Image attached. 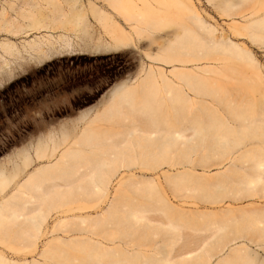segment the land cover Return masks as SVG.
Masks as SVG:
<instances>
[{
  "label": "bare ground",
  "instance_id": "6f19581e",
  "mask_svg": "<svg viewBox=\"0 0 264 264\" xmlns=\"http://www.w3.org/2000/svg\"><path fill=\"white\" fill-rule=\"evenodd\" d=\"M73 2L75 4L74 0ZM176 2L182 6L193 25L192 29L185 31L194 34L197 45L202 49L188 48L184 52L176 51L171 45L181 40L183 33L179 30L169 31L166 34L168 39L164 43H160L159 39L163 36L141 34L148 30L139 26L134 21L135 17L127 16V18L125 16L123 17L124 23L120 24L115 17H109L100 12L108 21V24L103 27L109 32L111 39L109 41L100 39L99 43L92 46L95 51H121L129 47H137V43L142 44L141 39H144L147 41L144 44L147 60L154 64H143L132 81H123L117 84L111 93L101 100L96 109L87 111L81 116L82 120L87 119V125L92 124L94 120L102 116L96 115L97 118L94 116L89 119L91 114L104 109L108 113L107 118H115L112 120V124L115 125L113 128L119 126L123 128L122 131L115 134L113 131L112 134L110 133L111 135L105 134L107 135V137L104 136L105 139L101 138L103 135L100 138L97 137L100 132L96 135L97 131L90 130L88 127H84L80 132L65 128L61 131V136H51L48 140H38L34 145L25 146L18 154L19 161L9 159L0 164V242L8 239L19 242L21 247L18 251L27 255L35 252L39 239L46 236H49L50 239L47 244H44L45 246H42L43 249L38 251V256L42 260L35 258L34 261L28 262L22 258L15 261L0 250V264H48V261L52 262L53 259H57L56 262H58L59 257L67 255L68 248L69 251L74 248V251L83 253L84 259L88 261L105 260L106 263L102 264H131L138 257L145 258L142 264H208L210 258L214 257L216 253L223 252L233 244L240 246L227 249V252H223V258L213 264H261V259H258L260 262H256V253L249 246V243L254 241L248 239L247 235L252 233L254 223L259 220L260 216L262 218L264 213L260 215L261 211L259 214L257 209H254L248 211L251 215H246L247 211L241 209L240 213L243 212L241 213L243 216L238 214L240 216L238 217L235 213L237 209L234 210L235 208L229 206L225 210V214L229 216L228 214L235 213L234 217L230 216V218L233 217L230 219L233 222H229L231 227L226 224L229 227L227 229L225 224H221L226 226L225 228L223 226L221 228L223 230H221L220 224H217L221 231L219 229H216L215 233V230L213 231L214 234L210 236L209 249L206 250L203 246L207 238L202 240L197 234L185 235L182 232L184 228L181 230V227L189 224V222L183 223L188 217H185L184 220H182V215L180 219H178L179 217L175 218L173 213L178 209V205L170 199L169 192L165 191L167 190L165 187L174 191L171 192L169 189L170 194L176 193V196H171L176 200L177 197L179 200L183 197L189 199L188 195H193L189 188L187 189L188 193L187 190L183 193V188H186V185L196 182L192 178L195 163L193 164L194 159L191 160L189 153L201 150L197 153V155L199 154L198 162L204 167L207 164L215 167L218 173L214 176L215 182L211 184L210 194L206 197L198 195L199 201L208 203L207 198H210L211 204L218 205L226 202L227 199L230 202L238 203L248 198L264 197V113L253 115L244 113L239 109L238 98L225 87L234 79L239 80V76L242 74L239 68L226 63L221 65L212 63L228 61L230 58L236 59L242 62L244 67H250L253 70L250 71L252 76L261 82L260 78L263 76L252 52L229 38L234 39L235 35L241 36L244 35L243 31L250 30L253 42L262 40L264 42L263 36L259 34V31L264 30V15L250 18L256 16L263 9L264 4L258 8L252 7V9L247 0H237L234 3L226 4L222 8V14L232 12L229 15L240 16L241 21H245L246 25L234 24L233 32L220 34L215 27L206 24L205 19L200 16L190 0H176ZM0 16H5L4 8L0 9ZM78 16L84 18L83 12L78 11ZM109 27L113 30H109ZM185 31L184 33H186ZM155 44H158V47L153 50ZM3 46H7V44H3ZM23 47L25 52L30 53L28 45ZM53 47H48L45 50L41 48V43H35L32 46L35 56L32 53L30 56L37 62H43L56 54L65 53L72 45ZM2 57L0 56V58ZM200 61H204L206 66L201 68L198 63ZM175 62L193 65L190 70L175 67L170 71L155 66V64L162 63L164 65ZM143 83L152 84L158 90L168 87L165 99L171 103L169 111L172 113L173 119L169 121L170 128L161 127L151 116H136L133 113L130 115V113L126 114L128 112L123 109L125 107L121 103L128 99L132 87L140 86ZM180 99L186 106L183 110H177L173 106V103ZM121 109L126 113L121 114L123 113ZM181 114L190 121L186 123L180 121L178 117ZM102 133L104 134V132ZM69 139H71L70 142H68ZM161 143L163 147L158 146ZM137 145L155 146L159 150L157 155L142 150L138 154L140 161L135 164L138 168L157 170L166 163L169 166L182 164L185 170L175 174L167 172L163 179H160L161 176H157V178L140 176L142 178L138 177V180L133 172L134 165L131 162V157L125 153V150L132 151ZM164 151L173 155L167 158ZM39 160L56 161L28 171ZM82 161L86 163L84 164ZM185 162L192 163V166L184 164ZM78 166H83V171L77 169ZM124 170L129 175H122V179L120 177L117 189L120 191L121 187H126L130 189L129 191L133 190V194L135 191L138 192V196L133 197V200L140 197L147 201L149 195L152 200L154 199L153 203L149 201L151 203L144 204V202H140L142 199L139 198V202H137L138 199L134 202L132 198L130 200L125 198L128 201H122L114 196L115 193L114 197H109L111 181L118 172ZM204 199L205 201H203ZM190 200L195 201L194 198ZM104 203H107L106 209L104 212L100 211L98 216L72 215V217H67L68 213L73 210H91ZM263 208L259 210H263ZM61 209L63 213L67 212L65 218L59 216L57 222L54 221L53 225H49L54 213L60 214L58 211ZM254 213L258 215H253ZM225 214L223 212V216ZM184 215L186 214L183 213ZM126 218H129L128 222L135 224L134 226L130 224L132 227L129 225L130 230L127 227L128 233L130 234L132 230L135 231L137 227V237L138 234L141 235L140 238L138 237L139 239L135 236L136 234H133L134 232H131L130 235L124 234L125 230L127 232L125 229L127 225L124 223L127 221ZM132 218L142 222L143 227H149V223L153 224L151 226L154 228L151 231L152 234L149 231L152 228L149 229V227L145 233L143 230L146 227L143 228L142 225H140L143 229L142 234L138 232L141 230L139 227L141 223H137V225L135 223L137 221H131ZM223 219V223L229 220L228 217ZM123 220L125 221L123 222ZM13 227H16L17 231ZM121 227L122 230H125L122 231ZM59 232L64 235L74 234L76 238L72 236L58 237ZM260 233L262 232L258 234ZM122 234L128 238L132 235L134 237L132 236L131 240H124L126 237L119 238ZM150 234L152 238L149 236L147 238V235ZM142 235L145 237L144 244L141 243ZM156 237L160 238L157 240ZM134 238L137 240L134 241ZM146 238L148 243L145 241ZM262 238L264 239V234H262ZM137 242L142 244L141 248L138 243L140 251L136 249V251H130L128 247L136 246ZM177 242H181L178 247L175 246ZM167 246H175V248L166 249ZM149 248L155 251V255L156 253L161 254L160 258L158 254L157 256L154 254V256H146L141 252L142 249L144 251ZM213 252L216 253L213 254ZM56 256L58 257L56 258ZM64 258L66 260V257ZM64 264H67L66 261Z\"/></svg>",
  "mask_w": 264,
  "mask_h": 264
},
{
  "label": "rangeland",
  "instance_id": "374dc122",
  "mask_svg": "<svg viewBox=\"0 0 264 264\" xmlns=\"http://www.w3.org/2000/svg\"><path fill=\"white\" fill-rule=\"evenodd\" d=\"M74 1L75 4L73 0H0V9H5V16H0V56H3L2 58H0V164L4 161H8L9 159L19 161L18 154L25 146H28L29 144L34 145L36 144V142H38V140H48L51 136H61V131L65 128H69L70 130L75 129L76 132H80L84 129V127H88V129L90 128V130L94 129L93 131H97L95 133L96 135L100 132V135H97V137L99 138L101 135H103L101 136V138H103L104 136L107 137V135L105 134L109 133V135H111L113 131V134L122 131L123 128L119 126L113 128L115 125L112 124V120H114L115 118H107L108 113H106L107 111L104 109H101V111H95L91 114L89 119L94 118V116L95 118H97L96 115L102 116L101 118L94 120L92 124L87 125V119L82 120L81 116L87 111L96 109L101 100L104 97L108 96L117 84L123 81H132L135 77V74L143 64L154 63L147 60V51L145 49L146 46L144 45L147 43V41H145L144 39H141V41L143 42L142 44L137 43V47H129L128 49H124L121 51H95L92 46L99 43L100 39L102 41H109L111 39L110 35L108 34L109 32L106 31L103 27L104 25L108 24V21L104 19V14L109 17H115L120 24L124 23L123 17L125 16L135 17V19L132 17L134 21H136L139 26L147 28L148 30V32H141V34L147 35L149 33L151 35L163 36L161 39H159L160 43H164L168 39V36H166V34L169 31L179 30L183 33L181 40L179 42L176 41L171 45L176 51L184 52L188 48L196 50L202 49L197 45L194 34L185 31L187 29H192L193 25L191 24L189 16L183 11L182 6L178 5L176 0ZM190 1L194 4L200 16L205 19L206 24L215 27L217 29V32H219L220 34H229L233 32L232 27L234 24L246 25L245 21H241L242 19L240 16L229 15L232 14V12L222 14V8L226 4L234 3L237 0ZM247 2L251 5V9L252 7L258 8L262 6V4H264V0H247ZM262 7L263 9L256 16H251L250 18L252 19L258 16H263L264 6ZM78 11L83 12L84 18H80L78 16ZM100 12L103 15L100 14ZM108 29L111 31L113 30L111 27H109ZM184 31L186 33H184ZM243 32L244 35H235L236 38L229 39L252 52L259 70L261 71L263 76L262 78H260L261 82L256 80V78L252 76L251 72L253 70L250 67H244V64L236 59L232 60L230 58L228 61H219L212 63L213 65L214 63L218 65L226 63L228 65H233L239 68L242 73L239 76V80L234 79L233 82L227 83L225 87L229 91L233 92L238 98V100L240 101L239 109L241 111L249 115L264 113V42L263 40L253 42L251 40L252 33H250V30ZM259 34H261L263 36L262 39H264V30L259 31ZM35 43H41V48L45 50L48 47L54 46L59 48V46H67L68 44H71L72 47H69L70 49H68L63 54H56L49 60L37 62V60L30 56V53L35 56V52L32 49V46ZM3 44H7V46H3ZM30 44H32V46H30ZM24 45L29 46L30 53L25 52L23 47ZM157 47L158 44H155L153 46V50H156ZM198 63L201 68L206 66L204 61H200ZM192 65L193 64L191 63L182 64L178 62L172 64L165 63L164 65L162 63L155 64L156 67H162L167 71H170L175 67L190 70L192 68ZM167 90L168 87H163L162 89L158 90L154 85L149 83H143L140 86H133L131 92L127 97L129 100L127 99L126 101L121 103L123 107H125L123 109L128 113L124 112V110L121 109L123 112L121 114L130 113L131 115V113H133V115L136 116H151L155 119L156 122L160 124L161 127L170 128L171 124L169 121L172 120L173 117L172 113L169 111L171 103L166 101L165 99ZM174 95L176 96V93H174ZM127 101H129L130 103H128ZM173 106L177 110H183L186 107L184 101L181 99L175 101L173 103ZM198 107L201 106L198 105ZM178 118L184 123L190 121L189 119L187 120L186 118H184L183 114H181V116H179ZM113 123L115 122L113 121ZM102 132H104V134ZM70 140L71 139H69L68 142H70ZM158 146L163 147V144L161 143V145ZM142 150H147L152 155H157L159 152V150L155 146L150 147L149 145H137L132 149V151L125 150V153H127V155L131 157V162L134 165L133 172L135 173V176H137V179L140 176H144L143 178H147L148 176V178H157V176H161L160 179H163V176L167 172L175 174L181 172L182 170H185V167H183L184 165L182 164L169 166L166 163L157 168V170L140 169L135 164L139 163L140 158L138 157V154L141 153ZM198 152H201V150H196L192 153H189V157L192 158L191 160L194 159L192 161L193 164L195 163V165H193L195 167L192 178L196 182L188 184L185 186L186 188H183V193H185L189 188L193 195L196 196L194 197L193 195H188L187 190L186 195H188L187 198L189 199H184V197H180L184 201H182L181 199L179 200L178 197L177 200L173 197L172 199L171 196H176V193L170 194V188H166L165 184L164 187L165 189H167L165 191H167V193L169 192L168 196L173 201V203L175 202L174 204L178 205V209L173 213V215L175 214L176 216L174 217H179L178 219H180V216L182 215V220H184L185 217H188L185 219L186 222L183 221V223L186 224L187 222H189V224H192L195 228V230H193L194 228L192 225L190 226L189 224H186L181 227V230L184 228V231L182 230V232L185 233V235H189V233H194V235L197 234L202 238V240L207 238L205 240V245L203 246V248L207 250L209 249V243L211 242L210 236L214 234L219 228L221 229L223 226L225 228L227 226L226 224L231 227V225L229 224V222H231L230 219L234 217L235 213L236 215H242L241 213L243 212L240 213V211H242L241 209H245L247 211L245 213L246 215H251L250 213H248V211H253L254 209H257L256 211L259 212V214L261 211L260 215H262L264 213V197L248 198L238 203L230 202L227 199L226 202L218 205L211 204L210 198H207V200L209 201L208 203L199 201L200 199L198 200L197 198L198 195H200L201 197H206L210 194L212 190L211 184L215 182L214 176L218 173V170L215 169V167L208 166L209 164H207L208 167H204L203 165H201V163L198 162ZM128 153L131 155H129ZM164 153L166 154L167 158L173 155L170 153L168 154L165 151ZM55 161H36L28 171L37 169L41 166H45L46 164H49L51 162L54 163ZM82 162L84 164L86 163L85 161ZM189 163L185 162L184 164L192 166V163ZM82 167L83 166H78L77 169L83 171ZM121 172H118L117 175L114 176V179L111 181L109 187V197L117 196V198L122 199V201H128L126 199L130 200L131 198L133 200V197L138 196V192L135 191L134 194H137L134 195V191H129L130 189L126 187L120 186V191L117 189L120 177L122 179V175H129L125 170ZM172 191L173 190H171V192ZM148 197L149 195L147 196V201L146 199L144 200L140 197L134 198L133 201L135 202L136 199L139 198L142 199V201L138 199L137 202H144V204H149L151 202L153 203L154 199L152 200L150 197V199ZM193 198L195 201L190 200H193ZM203 201H205V199ZM106 204L107 203H104L100 205V207L91 210L82 211V209H76L73 210V212L71 211L70 213H68V215L67 212H64L66 213L64 214L61 209L60 211H58L60 214L54 213L53 217L50 219L49 225H53L54 221L57 222L59 216L60 218H65L66 215L67 217H72V215H89L88 217L98 216V213L105 211L104 209H106ZM229 206L235 208L234 210L237 209V212H239H233V214L230 213L228 214L229 216H227V214H225V210H227ZM260 208H263V210H259ZM179 210H182V212H180ZM178 211L180 212V214ZM223 212L225 214L224 216ZM159 213L160 212H158L157 214ZM183 213H185L186 215L183 216ZM231 215L233 217L230 218ZM239 215L238 217H240ZM253 215L258 214L254 213ZM226 216L229 220L228 222L225 220L226 223H223V218L227 219ZM68 219L70 220V218ZM127 219L129 218H126V220ZM132 220L134 219L132 218L131 221ZM124 221L125 220H123V222ZM134 221L137 220L135 219ZM124 223L125 225H127L126 228L124 227L125 229H127V232L124 229V234L127 235L126 233L129 232L127 227H129L130 230V226H134L135 224L134 222H128V220ZM135 223H141L139 224V227L140 225H142V227L144 225L140 221H137ZM217 224H220V227ZM221 224H225L226 226ZM75 225L76 224L74 223V226ZM148 225L150 228L148 226H145L146 228L143 227L145 228L143 230L140 227L141 230L138 232L142 234V230L145 232V230H147L148 228L151 229V226H153V224L150 225V223ZM228 226L226 227L227 229L229 228ZM13 228L15 229L16 227ZM136 229L135 231L132 230L131 232H134L133 234H136L135 236L137 237ZM153 229L154 228L149 231L151 232ZM220 229L219 231L223 230ZM258 230H262L259 231L262 233L258 234ZM15 231L17 230L15 229ZM263 231L264 216L262 218L260 216L259 220L256 221L252 227L251 234L255 236V239L251 237V234L247 235L249 236L248 239L254 241L252 243H249V246L250 249L254 250L256 253V262L261 261V264H264V239L262 238V234H264ZM255 233L257 234L255 235ZM130 234L128 233V235ZM151 234L147 235V238L148 236L152 238ZM125 235L123 236L122 234L119 238L123 236V239L126 237V239L124 240H131L134 237L132 235L133 237L130 236V238H128ZM143 235L141 243L145 239ZM65 236H72L73 238H76V235H71V233H69L68 235H64L61 232L58 233V237ZM259 236H261V240H258L260 239ZM138 237L140 238L141 235L139 236L138 234ZM138 237L137 239H139ZM257 237L258 239H256ZM147 238L145 241L148 243ZM159 238L160 237H158V239ZM137 239L134 238V241H136ZM49 240V236H46L41 240L39 239V241L37 242L38 246L35 252L31 254L29 253L27 255H23L21 251H18L21 247L19 245V242L12 241L10 239L0 242V250H2L10 259L15 261H19V259L22 258L28 262L34 261L35 258L42 260L41 257L38 256V253L41 249H43L42 246H45L44 244H47ZM138 243L139 242H137V245L135 244L136 246L134 247L129 246L130 248L128 247V249H130V251L132 252L135 249L137 251H140V246L138 245L140 244L142 248V244H144V242L142 244ZM177 243L175 244V246L178 247L179 243L181 244V242H179L178 244ZM175 246H167L166 249L175 248ZM239 246V244H233V246L227 249L229 250ZM144 248L146 249L145 246ZM143 249L141 250V252L144 255H155V251H153V249L149 248L144 251ZM227 249L224 251L227 252ZM223 252H215L216 254L213 252V254L215 255L214 257L210 258L211 260L208 261V264L218 262L221 258H223ZM157 254L160 258L161 254L156 253L155 256H157ZM63 256L66 257V260H64L65 258ZM63 256V258H58V262H56L57 259H53L52 262L48 261V264H64L65 261L67 264H97L98 262V264L106 263L105 260L88 261L84 259L83 253L74 251V248L70 249V251L68 248L67 255L64 254ZM57 257L58 256H56V258ZM144 259V257H138L137 260L131 264H142ZM258 259L261 260L258 261Z\"/></svg>",
  "mask_w": 264,
  "mask_h": 264
}]
</instances>
